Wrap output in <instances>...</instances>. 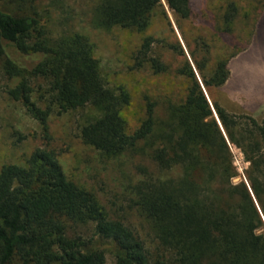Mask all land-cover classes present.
<instances>
[{
    "label": "trees",
    "instance_id": "obj_1",
    "mask_svg": "<svg viewBox=\"0 0 264 264\" xmlns=\"http://www.w3.org/2000/svg\"><path fill=\"white\" fill-rule=\"evenodd\" d=\"M40 1L0 0V71L15 83L8 95L39 122L45 139L51 107L59 112L90 107L95 114L80 129L85 144L115 158L143 142L151 148L140 150L160 171L177 167L179 173L144 170L134 186L137 209L152 229L150 249L93 190L67 176L54 149L36 148L22 164H2L0 264H108L93 237L112 245L113 264H264V115L257 121L234 114L213 99L218 124L204 89L225 84L235 54L219 57L205 72L207 59L195 56L201 33L193 37L194 26L184 24L196 18L203 25L192 0H164L190 56L178 40L167 44L184 58L176 71L188 80L183 100L169 103L157 120L155 101L144 96V117L131 132L122 114L132 102L130 90L106 79L88 36L71 30L54 35ZM238 5L226 0L219 6L216 31L223 38L235 35ZM161 7V0H98L91 24L141 33ZM156 42L151 35L142 39L133 54L135 68L167 71L160 56L152 55ZM36 80L48 100L45 109L32 100ZM226 138L249 162L247 184L232 182L236 169ZM85 226L92 231L87 237L77 232Z\"/></svg>",
    "mask_w": 264,
    "mask_h": 264
},
{
    "label": "rangeland",
    "instance_id": "obj_2",
    "mask_svg": "<svg viewBox=\"0 0 264 264\" xmlns=\"http://www.w3.org/2000/svg\"><path fill=\"white\" fill-rule=\"evenodd\" d=\"M225 1L192 0L194 7L199 9L203 25H199L196 18L185 21L184 24L186 28L194 26L193 37L201 33V38L199 36L197 40L199 50L195 56L199 61L207 59L205 72L213 67L219 57L226 58L235 54L228 61V67L232 71L230 81L225 86L205 91L211 108L212 100L218 99L230 111L247 115L253 111L247 104L248 96L259 107L264 106V0H233L240 7L233 27L240 40L238 45L235 35L223 38L216 31L220 13L218 9ZM97 2L98 0H41L39 8L43 20L49 23L54 35L71 30L88 36L94 44V52L100 60L106 79L111 84L122 83L130 90L132 102L123 108L122 114L128 132H131L144 117V96L155 101L154 114L157 120L165 117L169 103L183 100L188 80L176 71L183 64L184 58L169 49L167 44H174L178 40L188 59L190 56L181 38L177 18L164 0H161L163 7L153 11L152 22L147 31L141 33L118 26L110 29L93 26L91 19ZM162 9L165 15L162 14ZM149 35L157 39L152 55L160 56L168 66L167 71L162 74H155L147 67L135 68L133 65L135 50L142 39ZM40 81L33 82L32 100L45 109L48 100L43 94V87H38ZM14 84L0 71V166L6 163L22 164L36 148L54 149L67 176L78 185L93 190L108 212L133 227L152 249L155 245L152 242V229L137 209L134 186L143 177L144 170L165 176L178 174L177 167L160 171L146 152L140 150L142 147L147 150L151 148L143 142L138 144V149L128 150L115 158L102 156L80 138L81 126L95 114L90 107L67 112H59L57 108L51 107L47 117L48 138L45 139L39 122L20 101L8 95V89ZM213 114L216 118L214 111ZM262 114L253 116L261 121ZM242 122L245 120L242 119ZM227 146L236 169L232 182L247 184L249 162L241 147L228 139ZM77 232L86 237L92 233L90 226L80 227ZM93 238V244L105 251L107 263L113 264L112 245L97 237Z\"/></svg>",
    "mask_w": 264,
    "mask_h": 264
},
{
    "label": "crops",
    "instance_id": "obj_3",
    "mask_svg": "<svg viewBox=\"0 0 264 264\" xmlns=\"http://www.w3.org/2000/svg\"><path fill=\"white\" fill-rule=\"evenodd\" d=\"M229 71L232 74V71L230 70V68H229ZM230 73H229V77H228L227 81L225 82V84L223 86H225L230 81V76H231ZM247 100H249L248 103H247L249 105V109L253 110V111H250L251 114L247 113V115L253 117L254 119H256L258 121L259 118H256V116L254 117L253 115H257V114H262L263 113L262 116L260 117V119H262L263 115H264V106L263 107H259V105H257L256 102L254 100H252L249 96L247 97ZM217 101L219 102L218 99H217ZM222 106L226 108L225 105L222 104ZM227 110L229 112H231V113L238 114L236 112L230 111L229 109H227Z\"/></svg>",
    "mask_w": 264,
    "mask_h": 264
},
{
    "label": "water",
    "instance_id": "obj_4",
    "mask_svg": "<svg viewBox=\"0 0 264 264\" xmlns=\"http://www.w3.org/2000/svg\"><path fill=\"white\" fill-rule=\"evenodd\" d=\"M203 88V87H202ZM204 93H205V89H204ZM212 110L214 111V109H213V107H212ZM215 112V111H214ZM216 120H217V122H218V124H219V119L217 118V116H216Z\"/></svg>",
    "mask_w": 264,
    "mask_h": 264
}]
</instances>
